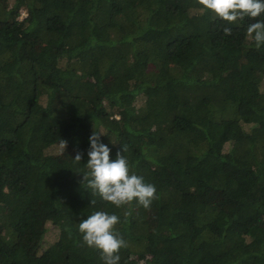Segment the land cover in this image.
Listing matches in <instances>:
<instances>
[{"label": "trees", "instance_id": "1", "mask_svg": "<svg viewBox=\"0 0 264 264\" xmlns=\"http://www.w3.org/2000/svg\"><path fill=\"white\" fill-rule=\"evenodd\" d=\"M252 22L197 0H0V264H103L78 231L99 210L120 217L119 264H264ZM94 131L112 160L127 146L131 171L156 187L150 209L87 187ZM44 220L52 242L32 231Z\"/></svg>", "mask_w": 264, "mask_h": 264}, {"label": "clouds", "instance_id": "2", "mask_svg": "<svg viewBox=\"0 0 264 264\" xmlns=\"http://www.w3.org/2000/svg\"><path fill=\"white\" fill-rule=\"evenodd\" d=\"M197 3L204 11L211 12L228 24H235L245 18L254 21L246 28L247 38L256 49L264 45V20L257 19L264 14V0H197ZM223 32L231 35L232 29L224 27ZM101 135L94 131L88 138V172L83 173V181H86L93 195H98L116 208L135 202L144 209H150L152 202L158 198L155 185L145 182L142 176L131 171L129 160L124 155L127 146L117 151L115 160L110 159L111 149L100 141ZM59 144L61 153H64L67 142L60 140ZM73 159L77 163L81 162L82 153L77 151ZM95 203V200L90 201V204ZM129 214L126 212L125 218ZM118 223V215L103 210L94 211L78 223L82 243L98 250L103 264H119L120 250L127 246L123 236L116 231Z\"/></svg>", "mask_w": 264, "mask_h": 264}, {"label": "rangeland", "instance_id": "3", "mask_svg": "<svg viewBox=\"0 0 264 264\" xmlns=\"http://www.w3.org/2000/svg\"><path fill=\"white\" fill-rule=\"evenodd\" d=\"M263 87H264V81H263ZM44 227H46V231H45V234H44L45 235L44 236V239L46 241H48V242L54 241L55 238L57 237V231H56V229L53 228V226L51 225V223L48 222V221L45 222V220H44V223L43 224H39L36 227L33 226L32 231L34 232V230H35L37 232H40V230H42V228H44ZM35 241H36V239L28 238V242L26 244H28L27 246L29 248L30 253L33 252L32 247L34 246Z\"/></svg>", "mask_w": 264, "mask_h": 264}, {"label": "built area", "instance_id": "4", "mask_svg": "<svg viewBox=\"0 0 264 264\" xmlns=\"http://www.w3.org/2000/svg\"><path fill=\"white\" fill-rule=\"evenodd\" d=\"M21 14L24 15V11H22Z\"/></svg>", "mask_w": 264, "mask_h": 264}]
</instances>
